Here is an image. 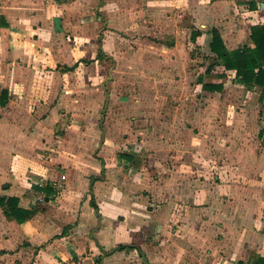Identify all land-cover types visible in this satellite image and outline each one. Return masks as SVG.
Instances as JSON below:
<instances>
[{
	"label": "crops",
	"instance_id": "obj_1",
	"mask_svg": "<svg viewBox=\"0 0 264 264\" xmlns=\"http://www.w3.org/2000/svg\"><path fill=\"white\" fill-rule=\"evenodd\" d=\"M0 16L7 24L0 27V264H237L264 258L260 88L247 90L234 71L219 66L206 74L210 63L198 68L191 93L182 95L193 78L195 52L205 54V63L213 57L212 29L227 51L252 47L250 29L264 25V0H0ZM107 59L113 71H138L146 86L166 92L117 115L113 138L96 127L95 113L85 105L102 102L103 86L91 94L87 71L100 70L98 80ZM201 82L221 84L222 91L205 92ZM228 83L256 97L257 125L250 130L249 121L241 126L240 120L233 130L252 133L254 145L246 140L241 155L231 149L228 161L215 168L223 182L215 176L205 190V165L179 161L180 155L198 152L206 142L201 135L214 128L212 112L199 108V93L211 103ZM159 148L167 149L161 151L166 161L154 160ZM115 149L108 161L104 152ZM206 168L213 170L209 163ZM7 198L32 215L21 223L8 216L1 203Z\"/></svg>",
	"mask_w": 264,
	"mask_h": 264
},
{
	"label": "rangeland",
	"instance_id": "obj_2",
	"mask_svg": "<svg viewBox=\"0 0 264 264\" xmlns=\"http://www.w3.org/2000/svg\"><path fill=\"white\" fill-rule=\"evenodd\" d=\"M94 4V3H93ZM92 5V4H91ZM90 5V6H91ZM96 6L93 5V7L90 10V13H94V9ZM94 14L92 17H95ZM93 30L89 32V36L92 33ZM96 31V30H95ZM94 33V32H93ZM96 34V32H95ZM88 36V37H89ZM95 36V35H94ZM96 38H91L90 40H94ZM119 41L125 42V39H121ZM106 47V51H107ZM123 58H127V54H123ZM205 54L202 52H195L194 55V62L193 67H189L190 76H193L192 80H188L186 83V86L182 90V95H188L190 94V90L193 89L192 83H194L196 79V75L198 72V68L202 67L203 65H209L211 63L210 60L204 62ZM111 62L109 59H107L106 64L102 69L101 73L103 74L99 78H102L100 80L96 79L95 74H99L100 70H88L87 73L91 75L92 77H88V89H90L91 94H95L99 90L100 86H103L102 91V102H92V100H89V102H86L88 107L87 110L89 111L90 115H95L94 120L96 121V127L103 126L105 132H109V137L113 138L115 135H113V124H115V121L117 119V115H120V113H124L127 115V113H133L134 106L136 105H143L145 101L151 102L153 98L160 97V95H166L165 91H161V88H150L146 86L145 79L142 74L138 76L136 74L138 71H127V70H119V71H113L111 67ZM138 77H142V80L138 79ZM211 78V77H210ZM115 81L116 85H113L112 83ZM98 86V87H97ZM101 90V89H100ZM89 93V92H88ZM88 94L89 98H93V95ZM108 96V97H107ZM99 98V96H98ZM108 98V99H107ZM256 97L252 95V93H247L246 90L240 86L232 85L231 83L227 84L226 90L222 92V94L218 97H210L211 103L206 100L208 99L206 95H204L202 92L199 93V108L202 111H205L207 108L210 112H212L213 115V123H212V132L211 133H203L201 135L202 140H205V143H202L201 141V149L198 150V152L191 154L188 149L183 150V154L180 156L182 157V160L179 161H200L201 167L205 165V167L201 170V184L204 187L205 190H208L211 188V186L215 183V176L219 179L220 182H223V178L221 176V170L215 168H220L222 166L221 161H228L226 159V154L230 152L231 149L236 150L238 155H241V150H246L245 142L246 140L249 141L248 146L252 143L254 145V138L253 134H245V133H235L233 130L237 126H242L244 124V121H249L248 126L251 127L257 125L258 117H257V110H254L255 113H252V105H253V99ZM134 99H137V101L134 103ZM152 99V100H151ZM151 100V101H150ZM208 101V102H206ZM173 102V101H172ZM83 104V103H82ZM97 104V108H95V105ZM185 104V103H184ZM190 104V103H189ZM84 105V104H83ZM149 105V104H148ZM190 106V105H189ZM186 107L188 105L186 104ZM143 108V107H142ZM157 108H159L157 104ZM145 109V108H144ZM240 109H243L241 112ZM137 110V109H136ZM249 111V112H248ZM244 112V113H243ZM245 113L247 114L245 116ZM243 114L244 118L240 119L239 115ZM116 117V118H115ZM246 119V120H245ZM189 120V119H188ZM240 120L241 122L240 124ZM202 121V120H201ZM240 124V125H239ZM203 125H206L203 123ZM227 130H230V134L226 133ZM216 131V132H215ZM242 135V136H241ZM158 137V135H156ZM173 136V135H170ZM179 136V135H178ZM187 134H182L180 139H185ZM144 138V135H143ZM229 138H231L229 141ZM243 139V140H242ZM189 139H185L187 142ZM242 141L241 142H239ZM101 137L99 136L98 144L95 146L93 153L98 154L100 152V149L97 150V148L100 146ZM247 146V147H248ZM242 148V149H241ZM110 149V148H109ZM241 149V150H240ZM97 150V152H95ZM155 150V149H154ZM115 150H108L105 151L104 155L108 156V161H112L115 157L114 153ZM163 152H167L166 148H159L155 152V161H166L165 157L166 154L162 156ZM253 151H255V148L253 147ZM138 154L147 152L144 148H137ZM174 152H171L170 160L172 158V154ZM142 155V154H141ZM194 156V157H193ZM173 161V160H172ZM216 162V165H214ZM218 162H220L218 164ZM209 163V165L213 167V170L207 171L208 168H206V164ZM214 163V164H213ZM205 176H208L210 180H206ZM209 181V182H208ZM209 184V186H207Z\"/></svg>",
	"mask_w": 264,
	"mask_h": 264
},
{
	"label": "trees",
	"instance_id": "obj_3",
	"mask_svg": "<svg viewBox=\"0 0 264 264\" xmlns=\"http://www.w3.org/2000/svg\"><path fill=\"white\" fill-rule=\"evenodd\" d=\"M7 24L2 16H0V27H6ZM195 34L192 39H195ZM250 41L252 47H242L233 51H227L219 32L216 29L211 31V43L209 49L213 57L210 58L211 64L206 70L208 74L215 66L222 67L224 71H234L236 81L238 84L247 90L260 88V101L264 98V25L251 27ZM102 57V52H99L98 58ZM69 71L72 68H65ZM202 90L209 93H219L222 91L221 84L202 83ZM0 105L3 106L4 102L0 99ZM262 121L264 122V112L260 113ZM259 139L264 145V130L259 132ZM122 158L132 161L133 158L127 155H122ZM16 200L13 198L1 199L3 206L9 207V215L17 222L21 223L26 221L32 212L16 209ZM92 206H96L92 203ZM237 264H264V258L255 257L252 261L245 263L239 261Z\"/></svg>",
	"mask_w": 264,
	"mask_h": 264
}]
</instances>
